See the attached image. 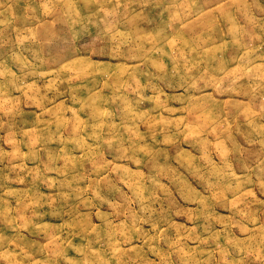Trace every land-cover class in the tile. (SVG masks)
Instances as JSON below:
<instances>
[{
	"label": "rangeland",
	"instance_id": "374dc122",
	"mask_svg": "<svg viewBox=\"0 0 264 264\" xmlns=\"http://www.w3.org/2000/svg\"><path fill=\"white\" fill-rule=\"evenodd\" d=\"M0 264H264V0H0Z\"/></svg>",
	"mask_w": 264,
	"mask_h": 264
}]
</instances>
